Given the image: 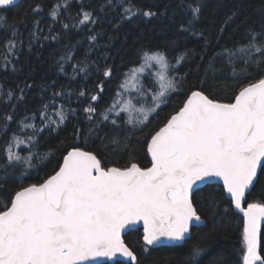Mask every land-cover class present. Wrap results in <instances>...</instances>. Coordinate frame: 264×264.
Returning a JSON list of instances; mask_svg holds the SVG:
<instances>
[{
    "label": "snow or ice",
    "instance_id": "obj_1",
    "mask_svg": "<svg viewBox=\"0 0 264 264\" xmlns=\"http://www.w3.org/2000/svg\"><path fill=\"white\" fill-rule=\"evenodd\" d=\"M72 2L53 3L48 12L53 25L59 23L65 31L84 28L92 33L99 17L94 10H86L83 0H76L80 10L72 13ZM16 3L17 0H0V10ZM105 7H119L124 21L137 15H156L138 8L133 0H106L99 11L103 12ZM185 7L189 17L178 25V30L203 37L202 51L206 52L208 36L199 25L206 0H190ZM33 12L39 14L43 8L37 4ZM239 15V8L233 10L225 25ZM6 21L7 17L0 15V30L11 29L0 45V57L4 60L0 70L11 68L15 72L14 61H18L24 41L18 27ZM47 31L49 35H42L40 21L33 22L27 41L29 50L34 41L60 40V33L51 34V25ZM219 31L222 34L224 28ZM99 35L96 32L87 36L89 45L83 60H74L75 45L65 46L58 70L67 75L64 65L70 64L73 80L80 74L87 78L93 70L99 72L103 79L94 88L77 92V101L87 99L82 111L90 126L87 133L76 127L73 138L83 135L87 141L100 124L109 122L116 131L108 142L118 149L127 145L133 132L143 131L169 104L172 94L183 84L181 65L195 50L173 53L167 47L141 48L138 66L122 74L111 101L98 109L97 102L103 99L106 87L104 81L111 83L108 78L113 77V67L107 62L101 69L87 59ZM217 59L223 62L222 67L230 68L234 79L249 82L231 102H220L201 90L190 91L179 106H173L164 123L145 138L150 166L142 167L136 162L123 167L109 166L95 151L77 144L67 150L54 174L21 186L7 203L0 204V264H93L101 258L120 264L117 257H126L129 264H136L137 256L124 240L126 230L142 224L143 252L166 241L182 245L192 228L204 223L197 205L215 215L221 211L219 197L224 193L229 204L243 213V264H264V203L246 202V195L264 180V18L258 28H247L242 40L216 52L208 62L209 69L216 71ZM250 67L255 68L258 77H252ZM65 97L66 104H59L58 98ZM23 98L24 89H19L17 95L0 84V102L10 109L0 114V134L10 133L0 143V155L5 158L0 168H18L26 177L48 157V153L38 151L42 134L59 130L76 116V109L71 107V93L61 90L52 92L36 111L18 117L16 105ZM12 125L16 127L13 129ZM214 180L222 181L223 192L212 191ZM222 211L226 214L228 208ZM204 252L205 249L193 245L184 264H198Z\"/></svg>",
    "mask_w": 264,
    "mask_h": 264
},
{
    "label": "trees",
    "instance_id": "obj_2",
    "mask_svg": "<svg viewBox=\"0 0 264 264\" xmlns=\"http://www.w3.org/2000/svg\"><path fill=\"white\" fill-rule=\"evenodd\" d=\"M54 2L56 0H21L15 6L0 10V15L7 17V24L18 27L24 41L19 59L14 61L16 71L13 72L11 68L7 71L0 70V84L5 89L11 88L17 95L19 89H24V98L16 105L18 117H22L26 112L36 111L42 103L49 100L52 92L61 90L71 93V107L76 109V116L70 118L59 130L51 134L47 132L42 134L38 151L48 153V157L26 177L21 175L18 168L6 170L0 168V204L7 203L10 195L21 186L40 182L48 175L54 174L62 164L67 150L77 144L85 150L95 151L102 162L109 166L123 167L130 162H136L142 167L150 166L145 138L164 123L173 111V106H179L190 91L201 90L210 98L231 102L240 88L249 82L245 79H234L230 68L222 67L223 62L219 59L215 61L216 71L208 68V62L224 46L232 47L237 41L242 40L247 28H258L264 18V0H206V7L202 9L199 21L209 40L206 52L202 51L205 47L203 37L191 36L178 30V25L189 17L185 5L190 0H133L138 8L151 10L156 15L152 17L137 15L131 21L121 20L119 7L115 9L105 7L103 12L99 11L101 5L106 4V0H83L86 10H94V14L99 17L98 22L92 26V33L84 28L65 31L59 23L53 25L48 12ZM37 4L43 8V12L39 14L33 12ZM237 8L240 15L225 25L226 18ZM79 10L80 4L73 0L72 13ZM35 20H39L40 28L44 29L42 35H49L47 29L51 25L53 28L51 34L60 33V40L34 41L29 50L28 36L33 30ZM221 27L224 28L222 34L219 31ZM10 30H0V45L8 38ZM96 32L100 35L87 59L90 62L94 61L101 69L105 62L113 67V77L108 78L111 83L104 81L106 87L102 94L103 99L97 102L98 109H102L111 101L116 86L123 79L122 74L128 72L131 67L138 66V53L141 48L167 47L173 53L185 49L195 50V53H190L188 59L181 65L180 75L183 77V84L178 92L172 94L169 104L162 107L143 131L133 132L127 145L118 149L113 148L108 142V137L116 131L109 122L100 124L96 133L88 136L87 141L83 139V135L80 139L73 138L76 127H79L82 133H87L90 126L82 111L83 107L87 106V99L82 97L77 101V92L81 88L86 92L94 88L95 84L103 79L99 72L93 70L87 78L80 74L73 80L70 64L64 65L67 75L58 70L59 57L65 54V46L75 45L74 60H83L89 45L87 36ZM3 63L4 60L0 57V65ZM237 64L239 66V62ZM249 72L253 78L259 75L252 67L249 68ZM144 82L149 83L147 76ZM27 85L31 87H26ZM67 99L58 98V103L66 104ZM9 110V107L0 102V114ZM15 127L16 125H12L13 129ZM9 134H0V143H3ZM4 162L5 158L0 155V165ZM213 184V192H223L221 184ZM219 200L221 211L215 215L197 205L205 224L193 227L190 237L182 245L150 247L148 252H143L142 229L137 228L125 234V242L137 256L136 264H184L185 257L193 245L205 249L198 264H243V214L235 210L234 205L229 204L226 193L220 196ZM246 202L264 203V180L257 183L250 194L246 195ZM225 207L228 208L226 214L222 211ZM261 255L264 256V226L261 231Z\"/></svg>",
    "mask_w": 264,
    "mask_h": 264
},
{
    "label": "water",
    "instance_id": "obj_3",
    "mask_svg": "<svg viewBox=\"0 0 264 264\" xmlns=\"http://www.w3.org/2000/svg\"><path fill=\"white\" fill-rule=\"evenodd\" d=\"M21 0H17V3H19ZM16 3V4H17ZM220 102H222V101H220ZM149 158H150V156H149ZM212 183H217V184H221L222 185V181H219V180H214ZM235 208V207H234ZM235 210H237L238 212H240L238 209H235ZM241 213V212H240ZM243 214V213H242ZM203 221H204V223L203 224H205V220L203 219ZM202 224V225H203ZM201 226V225H200ZM264 226V223H262L261 224V231H262V227ZM194 227H196V226H194ZM137 228H141L142 229V232H143V226H142V224H138V225H135V226H133L130 230H126V234L129 232V231H131V230H134V229H137ZM193 229V228H192ZM192 232V231H191ZM126 243V242H125ZM127 244V243H126ZM167 245H170L167 241L165 242V244L164 245H162V246H167ZM171 246V245H170ZM159 247V246H158ZM117 260H119V261H124V262H127V263H129L128 262V259L126 258V257H117L116 258ZM103 263H113V261L112 260H108L107 258H101V259H99L98 261H95V262H93V264H103Z\"/></svg>",
    "mask_w": 264,
    "mask_h": 264
},
{
    "label": "rangeland",
    "instance_id": "obj_4",
    "mask_svg": "<svg viewBox=\"0 0 264 264\" xmlns=\"http://www.w3.org/2000/svg\"><path fill=\"white\" fill-rule=\"evenodd\" d=\"M154 71H155V69H154ZM132 95H135V93H132Z\"/></svg>",
    "mask_w": 264,
    "mask_h": 264
}]
</instances>
